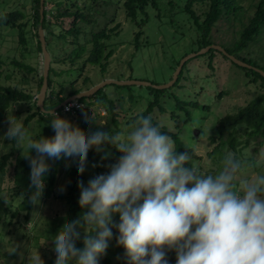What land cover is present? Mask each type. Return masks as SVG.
I'll use <instances>...</instances> for the list:
<instances>
[{"label": "clouds", "instance_id": "clouds-1", "mask_svg": "<svg viewBox=\"0 0 264 264\" xmlns=\"http://www.w3.org/2000/svg\"><path fill=\"white\" fill-rule=\"evenodd\" d=\"M42 115L52 117L53 137L32 139L23 122L11 117L5 134L25 145L33 205L44 193L51 167L47 159L77 156L83 174L90 149L100 152L108 143L122 153L108 174L90 180L87 187L79 182V204L89 211L54 237L56 264L73 259L97 264L113 238L110 225L118 228L117 243L131 264H168L166 250L173 249L177 264H264V175L243 177L244 161L228 153L217 174L203 175L188 166L191 154H178L172 137L151 116L138 117L126 134L96 131L86 136L51 109L44 108ZM114 214L120 216L118 225L113 224ZM78 227L87 233L83 250L76 247ZM28 264H44L39 251L29 253Z\"/></svg>", "mask_w": 264, "mask_h": 264}, {"label": "rangeland", "instance_id": "rangeland-1", "mask_svg": "<svg viewBox=\"0 0 264 264\" xmlns=\"http://www.w3.org/2000/svg\"><path fill=\"white\" fill-rule=\"evenodd\" d=\"M90 1V0H89ZM103 1V0H96ZM115 4L117 0H111ZM156 7L147 6L148 20L142 27L144 30L140 43L137 45L135 34L140 27L126 18L122 10H118L117 22L121 23L119 33L113 34L107 41L108 46L103 52L102 59L99 63H88L86 68L80 70L84 58L88 55L91 44L87 50L83 52L81 58L65 59L63 62H54V59H64L68 56L73 48L72 45L66 43L65 40L59 39L57 36H48L51 54L52 67L55 71H59L55 77L59 82L67 80H77L76 88L83 91L89 90L108 80L112 81H128L143 80L156 85H163L170 82L175 70L174 61L182 60L188 54L197 52V38L199 32L192 18L188 13L183 11L185 0H157ZM249 0L244 1L245 11L242 12V19L231 17V20L223 18L213 27L212 36L216 44L230 47L229 44L239 36V31L243 24L248 23L250 15L254 13V8L250 6ZM116 6V5H115ZM115 6L112 5L108 9L110 13L114 12ZM106 10L104 2L99 5L97 10V22L86 27L87 30L98 31L108 24L106 16H100V11ZM14 9H23L29 19L31 18V1L30 0H0V15ZM208 9V5H195V10L203 20L204 12ZM103 12V11H102ZM69 18L66 19V21ZM109 24V26H113ZM68 24H66L67 27ZM28 50L19 41L18 29L0 26V59L4 61L3 70L5 73H13L8 83L25 87L32 92H36L40 80V74L44 73V54L36 48L37 38L35 29L31 24L28 27ZM32 30V31H31ZM56 33L60 32V27H54ZM86 39V36L84 37ZM113 49V55L109 59L106 69L102 70L101 63L105 62L106 53ZM255 56L258 54L259 48L254 47ZM253 53V54H254ZM240 55L244 56L243 53ZM15 58L23 60L26 63L36 67L39 73L28 72L23 68L17 67L12 60ZM246 71L238 67L233 61L226 58L222 52L214 51L198 55L186 62L184 69V78L179 86L170 87L162 96V105L165 106L167 112L161 114L157 109L154 116L162 126H166L169 130L175 128L178 124L181 128V137L188 146H195L199 153L203 154L206 161H210L206 157L208 137L216 134V126L218 118L232 114L238 110L240 106L247 105L250 101L259 96L261 90L258 82L251 81ZM58 85V83H56ZM69 90V88H68ZM227 93H226V92ZM223 92L222 96L219 93ZM100 97L106 101L116 100L117 109L122 112L119 127L112 121V115L108 109H105L104 102H96V110L99 126L110 134L127 133L132 124L131 116L143 113L148 107L150 101L154 99L151 90L146 85H129V87H118L114 83L103 86ZM197 101L199 108L193 109L192 117L186 121V112L176 110V99ZM209 105L206 109L205 106ZM29 107H33L31 111ZM34 104H26L16 102L6 114L0 128V156L9 152L14 145L13 141L6 139L5 134L9 128L8 118H14L22 121L26 116L36 111ZM101 110L105 111L101 113ZM177 111V118L171 116L172 112ZM66 119L73 124L72 117L64 115ZM52 117L40 116L31 121L27 127L28 135L32 139L40 137L50 138ZM200 130L199 137L195 138L194 130ZM86 134V130L82 129ZM111 130V131H109ZM121 130V131H119ZM201 139V141H198ZM17 149L22 156L25 145L17 144ZM264 152V150L262 151ZM32 156H36L35 150L31 152ZM251 160H246L245 167L241 171L243 177L252 175H264V166L261 167L257 159L263 163L264 154L256 155ZM262 155V156H261ZM74 157H69L68 162H72ZM51 159H47L48 162ZM200 164H202V161ZM260 162V163H261ZM9 170L5 176L0 175V195L7 203L15 200L20 201L17 196L18 188H15L14 174L16 170L15 161L11 163ZM204 164V163H203ZM264 165V164H263ZM19 166V165H18ZM20 167V166H19ZM255 167H259L257 170ZM208 167L206 166L205 169ZM95 167L90 166L87 171V184L92 180ZM205 171V170H204ZM61 176L55 195L50 198L41 197V201L37 205H33V209L29 214L28 220L22 216L18 220H13L12 224L4 225L6 216L0 213V250L5 255L0 257V264H28V255L32 252L39 251L42 258H45V246L52 245L54 237L58 235L62 227L68 223L66 218L67 206L64 201L57 197L59 193L67 191L68 181L66 177V168L61 167ZM47 180L45 178V186ZM63 189V191H61ZM16 208L17 204H12ZM17 221V223L15 222ZM21 225L22 228H19ZM53 235H55L53 237ZM175 256L177 257L176 251Z\"/></svg>", "mask_w": 264, "mask_h": 264}, {"label": "trees", "instance_id": "trees-1", "mask_svg": "<svg viewBox=\"0 0 264 264\" xmlns=\"http://www.w3.org/2000/svg\"><path fill=\"white\" fill-rule=\"evenodd\" d=\"M30 1V19L23 9H14L9 12H5L3 15H0V26L18 29L19 41L26 50L29 49V24H31L36 30L35 35H33L32 38H37L35 45L41 53H43L39 38V27L41 25L45 30L48 47L49 41L47 35L57 36L59 39L65 40L66 43L73 46L71 52L68 53L70 55L65 56V58L62 60L54 59V62H63L66 58H81L83 57V52L86 51L87 47L91 44V48L88 52V55L84 58V61L80 66V70L85 69L88 63H99L102 59L103 52L108 46L107 41L113 34L119 33L121 28V23L117 22L119 9L124 12L127 19L140 27V30L135 34V39L138 45L140 43V37L144 31L142 27L148 20L147 6L152 5L156 7L158 4L157 0H117L114 2L115 4H113V1L111 0H44V19L41 23V0ZM244 1L246 0H185L183 11L187 12L189 17L193 19L194 24L199 32L196 42L199 47L198 50L208 45L215 44L212 36V30L219 20L225 18L227 21H229L231 20V17L242 19L240 16L242 12L245 11V7L243 5ZM249 1L251 2V8H254V13L250 15L248 23L243 24L242 29L239 31V36L229 44L230 47H225V49L230 54L235 55L239 59L264 70V0ZM102 2H104L106 10H102L101 8L100 16H106L108 19V24L98 31L87 30V26L93 25L97 22L96 12ZM196 4H200L202 6L208 5V9L206 12H204L205 17L203 20L200 19V15L195 10ZM112 5L116 6L114 12L110 13L108 9L110 6L112 7ZM67 18L69 19L66 21ZM113 23H115L113 26H109V24ZM66 24H68L67 27ZM56 26L60 27L59 33H56L54 30V27ZM85 36L86 39L84 38ZM254 47L259 48L258 54L260 56H255ZM214 51L219 50H210V52ZM240 53H243L244 56L240 55ZM112 55L113 49L106 53L104 57L106 61L101 63L102 70L106 69V65H108L109 59ZM223 55L230 59L225 54ZM12 62L15 66L20 67V69L23 68L30 73H39V70L36 67H33L23 60L15 58L12 60ZM52 63L53 62H51L49 74V86L45 99V108L47 109H53L67 98L83 91L80 88H76L75 85L77 80H72L69 82L67 80L61 82L56 80L55 77L52 76V73H55L54 75H58L60 72L54 70ZM179 64L180 60L174 61V70ZM3 65L4 61L0 59V128L12 105L16 102H20L26 104L33 103L34 107L37 108L36 111L30 112L24 119L23 125L25 129H27L33 119H35L37 116H40L41 119L43 116V111L38 105L37 98L43 84V75L40 74L39 84L37 86L36 92L34 93L25 87H19L18 85L8 83L13 73H5L3 70ZM185 66L186 63L183 66L178 80L172 87L179 86L180 82L184 78ZM237 66L246 71V74L248 77H250L249 79L251 81L258 82L261 93L247 105L240 106L236 112L218 118L216 134H212L208 137L206 157L209 158L210 161H206L205 156L199 153L195 146H188L183 141L181 137V128L178 124H175L174 129L169 130L166 126H162L156 119L157 117L154 116L155 110L157 109L161 112V114L167 112V109L164 105H162L161 102L162 96L168 90V88L157 89L152 86H147L151 90L152 95H154V99L150 101L148 107L143 113H138L131 116V119L128 121V123L130 121L133 123L140 116H151L152 123L154 125L161 126V131L164 134L170 135L172 137L176 145V152L178 154L183 152H189V154H191V161L189 162L188 166L197 168L203 175L217 174L221 170L223 159L228 153H232L236 158L242 161L251 160V158L254 157L253 154H255V156L264 154V152H262L264 150V76L254 69L241 67L239 65ZM56 83H58V85H56ZM117 86L129 87V85ZM102 90L103 88L89 97H82L77 100L82 104V107L77 112V114L72 117L73 126H79L81 129L86 130L87 136L96 131L109 133L99 126L97 114L100 115V112L96 110V102H104V110L108 112L109 109L112 115V121L118 127L121 125L120 117L123 116L122 112L125 114V111H127H119L117 109L116 100L106 101L104 98L100 97ZM222 95L223 92H220L219 96ZM176 100V110L185 111L187 117L185 120L189 121L192 117L193 109L199 108V103L197 101L182 100L179 97H177ZM32 108L33 107H29L28 110L31 111ZM205 108L208 109L209 105H206ZM176 110H174L171 114L174 119L177 118ZM57 112H60V109ZM59 116L66 119V117L62 114ZM54 135L55 132L53 129H51L50 138ZM198 137L199 136L195 135V138ZM198 141H201V139H198ZM13 143L14 145L12 146L11 150L9 152L3 153L0 156V175L5 176L9 170V166H11V163L15 161V188H18L16 194L17 196H20V201L16 203L15 199L7 203L0 195V213H2V215L6 216L7 218L3 222L4 225L12 224L13 220H18L22 216L25 218V220H28L29 214L33 209V204L30 202V197L35 191L34 188L30 187V163L18 151L16 147L17 143L15 141H13ZM121 155L122 153H120L115 148V146L108 143L102 146V151L100 152H97L95 148L90 149L83 174L78 172L79 157L73 158L71 163L68 162L69 157L61 158L59 160H49L47 163L51 167L50 171L45 175L47 184L42 197L46 199L55 195L62 173L61 167L64 166V168H66L68 187L66 192L59 193L57 197L61 198L67 206L66 218L68 223L80 219L84 213L89 211V209L82 208L79 204L81 195L79 182L83 181L84 184V182L87 181V171L90 166L95 167L92 179L99 175L108 174L111 170V166L118 162ZM199 161H202L204 164H200L201 162ZM259 161L261 162V160L258 158L257 163ZM260 162L259 165L263 167L264 160L263 163ZM206 166L208 167L207 169H205ZM258 168L259 167H255L256 170ZM86 185L87 184H84L85 187H87ZM12 204H17L16 208L11 206ZM15 222L17 223V221ZM119 223V214H114L113 224L118 225ZM110 227L113 232V238L108 241L109 247L106 250V253L100 255L97 258V264H131L130 258L127 256L125 249L117 243V237L119 236L118 228L112 227L111 225ZM19 228H22L21 225ZM77 231L80 233V238L76 241V247L83 250L85 247L84 238L87 235L85 227H78ZM91 235L95 236L96 233H92ZM54 236L55 235H53V237ZM54 248V240L52 245L45 246L43 248L46 251L45 258H42L44 260V264H56L57 254L54 251ZM4 256V254L2 256L0 250V257L6 259ZM166 260L168 264H177V257L175 256L174 249L166 250ZM69 264H76V261L73 259L69 262Z\"/></svg>", "mask_w": 264, "mask_h": 264}, {"label": "water", "instance_id": "water-1", "mask_svg": "<svg viewBox=\"0 0 264 264\" xmlns=\"http://www.w3.org/2000/svg\"><path fill=\"white\" fill-rule=\"evenodd\" d=\"M44 10H45V5H44V0H41V23L43 22L44 19ZM39 38H40V42H41V46H42V50H43V54H44V73H43V84L41 86L40 92L37 96L38 98V105L41 108V110L43 111L45 108V99L47 96V91H48V86H49V74H50V68H51V54L48 50V45H47V40H46V34H45V30L43 28V26L41 25L39 27ZM211 49H216L221 51L223 54H225L226 56H228L234 63H236L237 65L241 66V67H245V68H249V69H254L255 71H258L259 73H261L264 76V70L253 66L241 59H239L238 57H236L233 54H230L223 46L219 45V44H211L208 45L202 49H200L197 52H193L191 54L186 55L185 57L182 58V60L180 61V64L178 65V67L175 70V73L172 77V79L170 80V82H168L167 84H163V85H156L153 84L151 82L148 81H143V80H128V81H112V80H108L100 85H97L89 90L86 91H81L78 94H75L69 98H67L65 101H63L61 104H59L57 107L51 109L52 111L56 112L57 110L61 109L62 106H64L65 104H67L68 102L74 101V100H78L82 97H89L93 94H95L97 91H99L101 88H103V86H105L106 84H110V83H114L117 85H133V84H137V85H146V86H152L155 87L157 89H167L172 87L176 81L179 78V75L183 69V66L185 65V63L190 60L193 57H196L198 55L201 54H205L207 52H209ZM200 130L198 128H195L194 133L196 136H199Z\"/></svg>", "mask_w": 264, "mask_h": 264}, {"label": "built area", "instance_id": "built-area-1", "mask_svg": "<svg viewBox=\"0 0 264 264\" xmlns=\"http://www.w3.org/2000/svg\"><path fill=\"white\" fill-rule=\"evenodd\" d=\"M82 104L79 103L77 100L68 102L62 108L60 109V112H55L57 115H69V116H74L77 114V112L81 109ZM67 109V110H66ZM103 111V110H102ZM105 112V111H103Z\"/></svg>", "mask_w": 264, "mask_h": 264}]
</instances>
